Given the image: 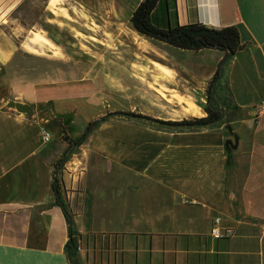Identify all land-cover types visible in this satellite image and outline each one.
I'll return each instance as SVG.
<instances>
[{"label":"crops","instance_id":"1","mask_svg":"<svg viewBox=\"0 0 264 264\" xmlns=\"http://www.w3.org/2000/svg\"><path fill=\"white\" fill-rule=\"evenodd\" d=\"M142 1L109 3L131 16ZM8 3L0 0V264H264V0H175L179 26H233L244 45L224 67L222 121L103 122L79 170L68 162L56 180L71 227L52 188L66 145L40 137L52 110L23 108L48 104V87L9 72L20 31ZM214 54L209 73L224 57ZM216 218L229 237L210 235Z\"/></svg>","mask_w":264,"mask_h":264},{"label":"rangeland","instance_id":"2","mask_svg":"<svg viewBox=\"0 0 264 264\" xmlns=\"http://www.w3.org/2000/svg\"><path fill=\"white\" fill-rule=\"evenodd\" d=\"M8 1V13L20 31L15 40L20 49L11 57L9 72L22 78L23 86L47 85L48 104L24 101L23 108L25 113L42 107L52 110L48 145L54 150L61 142L60 126L76 141L88 124L108 113H133L175 124L205 117L206 90L215 73L209 69L217 52L207 50L199 55L146 39L132 29L129 10L110 5V0H60V5L56 0ZM222 81L223 77L215 86L214 108L222 106L227 96L222 93ZM105 122L167 128L123 117ZM101 125L73 149L58 176L68 162L79 170L85 145ZM90 162V168L96 166V160Z\"/></svg>","mask_w":264,"mask_h":264},{"label":"trees","instance_id":"3","mask_svg":"<svg viewBox=\"0 0 264 264\" xmlns=\"http://www.w3.org/2000/svg\"><path fill=\"white\" fill-rule=\"evenodd\" d=\"M129 23L138 35L178 50L194 53L212 50L221 52L225 57L228 52L235 55L244 48V45L240 43L238 30L233 26L220 28L202 24L179 26L176 21L175 0H143L131 13ZM220 63L221 61L218 63L206 90V106L203 109L205 117L193 119L192 121H182L181 124L201 127L214 122L220 117V112L211 105V87L218 76ZM91 124H88L86 131ZM60 133V140L66 145L63 155H66L77 140H71L62 126H60ZM56 189L60 195L57 181ZM72 246L73 239L70 236V240L65 246L69 260L71 259Z\"/></svg>","mask_w":264,"mask_h":264},{"label":"water","instance_id":"4","mask_svg":"<svg viewBox=\"0 0 264 264\" xmlns=\"http://www.w3.org/2000/svg\"><path fill=\"white\" fill-rule=\"evenodd\" d=\"M233 56L234 55H233L232 52H228L227 55L221 60V63L219 65L218 76H217L216 80L213 82L212 87H211V100L215 96V86H216V84L223 77L224 67L227 64V62L230 61L233 58ZM218 111L220 112V117L217 120H215L214 122L208 123L205 126L213 125V124H215V123H217V122L222 120L223 115H224L223 114V110L219 109ZM113 117H123V118H126V119L143 121V122H146V123H151V124H154V125H158V126H161V127H167V128L195 127V126H192L190 124H175V123L161 121V120H158V119H153V118H150V117H147V116H144V115H137V114H133V113H126V112H120V111L114 112V113H108V114L104 115L103 117H101V118L97 119L96 121H94L91 124V126L87 129V131L77 140V142L72 147V149L67 153V155L62 157V159L58 162V164H57V166L55 168V171H54V180H53V183H52V188H53V191L55 193L57 204L62 209L64 215L67 217L69 227L72 226L71 217L68 215L67 211L65 210V207H64V205L62 203L60 195H59V193H58V191L56 189V180H57L58 172L61 169V167L64 165V163L67 160L68 156L72 154L73 149H75V147L79 146L101 123H103L106 120H108L110 118H113Z\"/></svg>","mask_w":264,"mask_h":264},{"label":"built area","instance_id":"5","mask_svg":"<svg viewBox=\"0 0 264 264\" xmlns=\"http://www.w3.org/2000/svg\"><path fill=\"white\" fill-rule=\"evenodd\" d=\"M261 106H264V102L261 103ZM262 108H255V114L259 115L262 113ZM40 137L42 139L43 143H47L50 141V134L48 132H46L45 130L41 129L40 130ZM220 219L216 218L213 220V224H212V228L210 231V235L214 238V239H222V238H227L230 236V232L228 231H222L220 228Z\"/></svg>","mask_w":264,"mask_h":264},{"label":"bare ground","instance_id":"6","mask_svg":"<svg viewBox=\"0 0 264 264\" xmlns=\"http://www.w3.org/2000/svg\"><path fill=\"white\" fill-rule=\"evenodd\" d=\"M43 43V42H42ZM147 43V42H146ZM46 45H49L50 43L48 41L45 42ZM140 51H145L144 48H139Z\"/></svg>","mask_w":264,"mask_h":264}]
</instances>
